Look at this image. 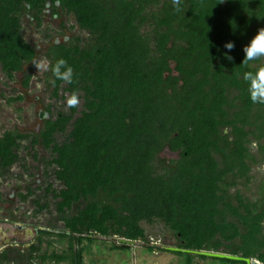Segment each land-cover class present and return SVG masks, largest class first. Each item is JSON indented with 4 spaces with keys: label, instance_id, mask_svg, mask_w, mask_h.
I'll list each match as a JSON object with an SVG mask.
<instances>
[{
    "label": "trees",
    "instance_id": "obj_1",
    "mask_svg": "<svg viewBox=\"0 0 264 264\" xmlns=\"http://www.w3.org/2000/svg\"><path fill=\"white\" fill-rule=\"evenodd\" d=\"M49 4L90 36L48 46L51 97L68 109L49 103L39 131L0 135V176L22 160L29 140L35 158L38 148L49 152L44 163L63 185L45 190L57 200L61 237L144 240L142 222L162 221L180 248L264 262V182L255 200L233 192L253 179L252 145L264 154V105L251 102L243 81L264 60L242 63L243 47L264 27V0H182L179 12L172 0H0V64L9 79L39 56L23 36L22 13L41 24ZM227 41L235 43L231 61ZM60 57L73 67V83L50 71ZM167 149L178 157L161 158ZM35 202L36 213L49 207ZM13 251L0 253V264ZM40 257L59 263L69 255Z\"/></svg>",
    "mask_w": 264,
    "mask_h": 264
},
{
    "label": "rangeland",
    "instance_id": "obj_2",
    "mask_svg": "<svg viewBox=\"0 0 264 264\" xmlns=\"http://www.w3.org/2000/svg\"><path fill=\"white\" fill-rule=\"evenodd\" d=\"M21 19L23 36L27 42L36 47L39 54L36 62L41 65H50L45 56L50 44L56 41L69 43L77 38L85 43L90 36L87 31L78 26L73 14H68L60 8L55 12L51 4L45 9L41 24L38 23L33 12H23ZM150 29L147 26L144 27L143 31L147 32ZM48 33H53L52 37L48 38ZM48 71L43 67L39 70L33 62L27 65L23 72H19L13 79H9L0 64V135L7 131H18L26 134L39 131L44 125L41 114L49 103H53L64 110L68 109L66 100H56L51 97L52 90L47 80ZM29 75L32 77L29 86H26V79ZM22 144L20 149L22 160L12 167L8 174L0 176V228L10 229L11 232L13 231L12 233L18 231L17 234L9 236L12 242L8 244L7 248L1 246L0 253L14 249L13 254L9 256L10 260L3 264H25L22 257L25 256L24 254L30 255L33 248H40L39 252H34L36 257L44 254L51 255L54 252L63 254L70 249V238L59 235L65 230L56 211L57 200L52 193L48 194L45 191L49 183L54 184L56 189L63 186L56 179L55 167L44 163V158L49 156V152L38 148V157L35 158L36 151L25 146L29 145V140L23 141ZM252 148L259 159V162L252 169L253 179L247 185L239 184L237 188L233 189V192L239 189L245 196L255 200L259 196V191L264 182V154L259 152L257 143H254ZM177 157V153L168 149L161 154V158L167 161ZM46 170L48 174H46ZM29 188H33L34 192L25 201L21 194H26ZM36 200H39L42 205L48 203L49 207L36 213L38 210ZM142 225L146 229L147 237L144 240L136 241L138 242L135 246L136 256H134L133 250H127L125 252L126 257L122 258L119 264H130L134 259L139 262L142 256L145 257L144 260H147L148 264H158V259L163 258V256L165 258L172 257L173 264H190V261L191 264H232L214 257L163 251L162 247L177 246L178 239L174 233L162 221L154 223L144 221ZM19 228H23V233L19 232ZM42 230L48 233H41ZM122 239L124 238L97 234L93 235V241L86 240L83 242H96L92 247L89 245V251L96 246L97 255L95 256H99L97 258H100L103 264H114V254L111 253L110 247L114 243L121 246ZM3 241L4 237L0 234V242L3 243ZM29 243L30 245H28ZM31 244L34 245L31 246ZM161 251L162 255L159 256ZM40 256L34 259L33 264H73L71 260L59 263H54L52 260L43 261ZM91 262H95V259H91Z\"/></svg>",
    "mask_w": 264,
    "mask_h": 264
},
{
    "label": "clouds",
    "instance_id": "obj_3",
    "mask_svg": "<svg viewBox=\"0 0 264 264\" xmlns=\"http://www.w3.org/2000/svg\"><path fill=\"white\" fill-rule=\"evenodd\" d=\"M182 0H172L173 9L177 12L181 11ZM235 31L236 26L233 27ZM224 48L227 49L224 52V56L229 61L233 60V57L229 55L231 50L235 48V43L233 41H227L224 44ZM244 58L243 65L247 69L250 63H255L257 61L264 60V27L260 28L254 36L251 37L249 42L243 47ZM37 68L40 70L42 67L45 70H49L48 65H41L36 61H33ZM50 71L55 77V80L64 81L66 83H73L75 78V73L73 67L68 63V61L60 57L56 62L50 66ZM55 80L52 83H55ZM243 81L245 82L247 94L249 99L254 104L264 105V63L260 66L255 67L251 70H246L243 73ZM78 103V100H73L72 105Z\"/></svg>",
    "mask_w": 264,
    "mask_h": 264
},
{
    "label": "crops",
    "instance_id": "obj_4",
    "mask_svg": "<svg viewBox=\"0 0 264 264\" xmlns=\"http://www.w3.org/2000/svg\"><path fill=\"white\" fill-rule=\"evenodd\" d=\"M23 231H24L23 228L19 229V232L23 233ZM12 232L10 229L0 228V234L4 237V241H3L4 245H1L3 243L0 242V249H1V246H5V248H7V244H9L10 243L9 240H11L9 236H11L12 234L18 233V231H16L17 233H15V232L12 233ZM42 232H43V230L41 231V233ZM29 233L31 234V231H29ZM33 236H34V234H33ZM84 241H86V240H84ZM136 243H138V242H136ZM136 243L130 247H123L122 245L120 246V245H117L114 243V245L110 247L111 253L114 254V258H113L115 260L114 264H116L117 261L119 264L121 259L126 257L125 252L127 250H133L134 256H136V253H135L136 252V248H135ZM95 244H96V242H70L69 243L70 249L68 250L67 253H63V254L69 255V258L67 260H71L73 262V264H75V263L76 264H80V263L81 264H103L102 261L100 260V258H97L99 256H97V257L95 256V255H97V250L95 249L96 246L94 248H91L89 251V245H90V247H92ZM28 245H30V243ZM33 245L34 244H31V246H33ZM5 248H3V249H5ZM162 250L163 251L164 250L169 251V250L165 249L164 247H162ZM37 251L39 252L40 248H37ZM94 251H95V253H94ZM169 252H175V251H169ZM161 255H162V251L159 254V256H161ZM38 257H36V258H38ZM78 258H80V261H81L80 263H79ZM142 258H141V261H139V262H137V260L134 259V260H132V262L130 264H148L147 260L146 261L144 260L145 257L142 256ZM91 259H95V262L92 263ZM67 260H65V261H67ZM53 262L55 263V261H53ZM173 262H174V260L172 257L165 258L163 256V258L158 259V264H173Z\"/></svg>",
    "mask_w": 264,
    "mask_h": 264
},
{
    "label": "water",
    "instance_id": "obj_5",
    "mask_svg": "<svg viewBox=\"0 0 264 264\" xmlns=\"http://www.w3.org/2000/svg\"><path fill=\"white\" fill-rule=\"evenodd\" d=\"M136 241L128 240V239H122V246L123 247H130L132 244H135ZM169 251H175V252H184V253H190V254H196V255H202L207 257H214L219 259H228L233 261H245L247 264H260L259 261L253 260L252 258L243 257L241 255H234L224 252H216V251H207V250H192V249H185L180 248L178 246H166L165 247Z\"/></svg>",
    "mask_w": 264,
    "mask_h": 264
},
{
    "label": "flooded vegetation",
    "instance_id": "obj_6",
    "mask_svg": "<svg viewBox=\"0 0 264 264\" xmlns=\"http://www.w3.org/2000/svg\"><path fill=\"white\" fill-rule=\"evenodd\" d=\"M19 229H21V228H19ZM9 244H11V242H12V240H9ZM18 245V244H17ZM19 246V245H18ZM7 247H8V244H7ZM243 257H245V256H243ZM248 258H251V257H248ZM253 260H257V261H259L260 262V264H264V262H262L261 260H259V259H257V258H252ZM241 264H247V262H245V261H241Z\"/></svg>",
    "mask_w": 264,
    "mask_h": 264
},
{
    "label": "built area",
    "instance_id": "obj_7",
    "mask_svg": "<svg viewBox=\"0 0 264 264\" xmlns=\"http://www.w3.org/2000/svg\"><path fill=\"white\" fill-rule=\"evenodd\" d=\"M120 243H122V242H120Z\"/></svg>",
    "mask_w": 264,
    "mask_h": 264
}]
</instances>
